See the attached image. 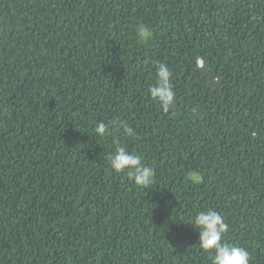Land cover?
<instances>
[{"label":"trees","instance_id":"trees-1","mask_svg":"<svg viewBox=\"0 0 264 264\" xmlns=\"http://www.w3.org/2000/svg\"><path fill=\"white\" fill-rule=\"evenodd\" d=\"M206 210L264 264V0H0V264H212Z\"/></svg>","mask_w":264,"mask_h":264},{"label":"clouds","instance_id":"clouds-1","mask_svg":"<svg viewBox=\"0 0 264 264\" xmlns=\"http://www.w3.org/2000/svg\"><path fill=\"white\" fill-rule=\"evenodd\" d=\"M143 35H148L144 30ZM172 72L165 63L156 64V83L148 89V94L155 100L164 113H169L175 107L176 93L173 90ZM116 124V121H111ZM119 126L128 136H134L132 127L124 121ZM98 137L109 134V125L98 122L94 128ZM112 170L117 173L126 172L129 179L138 187L148 188L154 183L155 170L147 166L140 155L130 152L126 147H118L109 160ZM192 179L198 180V176ZM198 230L199 246L212 254V264H250V253L243 247L227 243L224 240L228 225L223 217L215 210L198 212L191 224Z\"/></svg>","mask_w":264,"mask_h":264}]
</instances>
